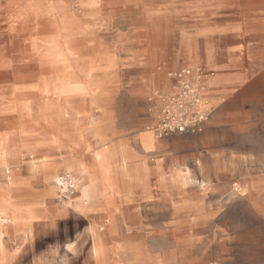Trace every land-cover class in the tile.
I'll use <instances>...</instances> for the list:
<instances>
[{
	"label": "rangeland",
	"instance_id": "1",
	"mask_svg": "<svg viewBox=\"0 0 264 264\" xmlns=\"http://www.w3.org/2000/svg\"><path fill=\"white\" fill-rule=\"evenodd\" d=\"M242 33L253 75L145 151L170 73L232 76ZM262 49L264 0H0V264H264Z\"/></svg>",
	"mask_w": 264,
	"mask_h": 264
},
{
	"label": "built area",
	"instance_id": "2",
	"mask_svg": "<svg viewBox=\"0 0 264 264\" xmlns=\"http://www.w3.org/2000/svg\"><path fill=\"white\" fill-rule=\"evenodd\" d=\"M170 76L175 85L167 95L155 97L158 107L157 122L149 127L157 138H168L174 135H195L202 133L210 119L208 109L201 107L205 97L203 82L207 73L202 68L187 67ZM61 192L66 198L76 192V180L70 175L60 177Z\"/></svg>",
	"mask_w": 264,
	"mask_h": 264
},
{
	"label": "crops",
	"instance_id": "3",
	"mask_svg": "<svg viewBox=\"0 0 264 264\" xmlns=\"http://www.w3.org/2000/svg\"><path fill=\"white\" fill-rule=\"evenodd\" d=\"M239 43L240 45L238 49L236 50L237 51L236 53H240V55L241 56L243 55V56L242 58H236L234 60V67H236V70H234V74L232 76L218 74V76L215 75L213 76L211 80L208 81V92L207 93L211 100L210 106L212 105V103L215 104L218 100H220L222 96L226 95L233 88V85L235 83H238L239 81L252 76L254 73L256 62H254L251 59L255 57L254 51L258 47H256L255 45H252L251 42L248 41V37L246 36V33L241 34ZM262 51H263L262 56L260 57L261 59L264 58V49H262ZM206 68L210 69L209 67H206ZM164 86L165 87L162 88L163 90L168 91L170 89V85H168L167 83H165ZM156 139L157 137L154 136L148 129L141 131L138 137V141L145 151H151L152 149L156 147V142H157ZM97 155L100 156L99 158H103V155H99V154ZM127 158H128L127 155H124V158H123L124 162L127 161ZM101 167H102V170L105 172L107 169V165H105L104 159H102ZM76 176L81 180V178L78 175ZM81 183H83L82 180H81ZM90 189L92 190L91 195H88V197L81 199L83 202L84 200H90L93 197V192H94L93 185H91ZM257 194L258 195L264 194V185L258 189ZM257 210L264 215V208L262 210L261 209H257ZM9 211H11L10 213L14 215L16 219L17 218L20 219L15 209L12 208ZM9 211L7 210L5 213H1V214L9 213ZM2 220H4L5 222L8 220V218L2 219ZM0 234L3 235L2 236L3 238L4 232H3V228L1 227V225H0ZM9 242L10 241H6V240L0 242V263H2V260L8 259L9 257V254L7 253V250L5 249L6 248L5 245H8ZM39 264H47V262H40Z\"/></svg>",
	"mask_w": 264,
	"mask_h": 264
},
{
	"label": "bare ground",
	"instance_id": "4",
	"mask_svg": "<svg viewBox=\"0 0 264 264\" xmlns=\"http://www.w3.org/2000/svg\"><path fill=\"white\" fill-rule=\"evenodd\" d=\"M198 65H194V66H191V67H197ZM196 69V68H195ZM203 69V68H202ZM205 72L207 73V76H206V78L204 79V82H203V94H205V97H204V99L202 100V102H201V107L202 108H204V109H208L209 108V106H210V102H211V100H210V98H209V95H208V81L209 80H211L212 78H213V76H215V72H213V70H211V69H208V68H206L205 67ZM151 128V127H150ZM150 128H148V130L150 131V132H152V133H154ZM154 136H156L155 135V133H154ZM4 155V154H3ZM6 168H8L7 166H6ZM6 172H7V174L8 175H10V173H11V170L10 169H6ZM78 180H76V187L78 188V192H79V189H80V185H81V180L79 179V178H77ZM81 199V198H80Z\"/></svg>",
	"mask_w": 264,
	"mask_h": 264
}]
</instances>
